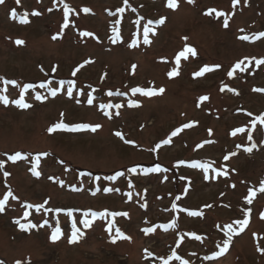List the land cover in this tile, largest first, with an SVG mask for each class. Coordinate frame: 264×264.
<instances>
[{"label": "rangeland", "instance_id": "rangeland-1", "mask_svg": "<svg viewBox=\"0 0 264 264\" xmlns=\"http://www.w3.org/2000/svg\"><path fill=\"white\" fill-rule=\"evenodd\" d=\"M64 3L75 9L66 29H62ZM84 7L91 11L84 13ZM121 7L124 12H117ZM208 8L225 12L229 27H223V17L206 15ZM13 9L16 19L11 17ZM34 11L40 15L33 16ZM25 12L27 24L19 20ZM161 17L166 18L165 23L149 25L154 32L149 33L150 43L144 44V26ZM113 27L119 28L121 36L115 43ZM82 31L94 35L82 37ZM261 31L264 0H241L234 8L231 0H178L175 9L167 6V0H20L19 4L5 0L0 5V77L15 80L17 85L0 80V89L7 88L4 94L10 101L8 105L0 102V160L4 161L0 199L9 190L17 199L9 197L0 213V264L18 260L21 264H163L160 258L167 259L173 249L189 264H264V253L258 251V246L264 248V219L260 218L264 192L256 191L250 205L245 199L248 189L258 190L264 181V125L259 121L252 124L264 113V92L253 91L264 89V65L256 66L253 61L244 72L237 70L234 76H227L244 57L264 58V37L251 39ZM243 35L250 39L241 40ZM17 39L25 43L17 45ZM134 39L137 46L131 47ZM185 45L194 47L197 55L181 58L179 75L170 78L167 73L176 66L175 57ZM85 60L93 62L73 76V70ZM133 64L137 66L134 73ZM214 64L221 67L201 77L193 75ZM69 81L75 84L69 85ZM41 83L46 87L41 88ZM25 84L34 85L24 93L32 107L21 109L11 101L19 98ZM223 85L239 94L227 89L221 92ZM69 86L73 88L71 98ZM133 87H163L165 91L146 97L133 94ZM50 88L60 91L52 97ZM37 93L47 99L36 100ZM202 95L209 100L200 102ZM130 101L138 106H131ZM109 103L122 107L100 108ZM192 121L196 122L193 127L152 151L175 128ZM60 122L99 123L102 127L96 132L47 131ZM238 127L245 131L233 136ZM117 131L135 143H125L115 135ZM253 144L251 152L245 150ZM16 152L24 159L9 160ZM40 153L47 155L40 156L37 171L41 175L36 177L30 169ZM229 153L235 155L224 160ZM179 160L186 163L180 165ZM197 161L211 168L205 173L191 167ZM157 164L166 171H143ZM133 167L137 169L134 173L129 171ZM217 169L228 175L218 176ZM106 188L114 191L106 192ZM28 204H44V208H28ZM206 204L212 207L205 208ZM58 208L64 211H55ZM248 208L252 209L249 225L239 234L228 233L226 225L243 219ZM68 209L73 210L72 216ZM105 210L128 215L91 216V212ZM185 210H202L204 215L190 216ZM85 218L92 221L88 228L81 223ZM74 219L83 235L69 243ZM17 220L37 227L21 230ZM110 220L114 222L112 233L108 232ZM173 220L175 228L160 227ZM56 226L62 235L52 241ZM149 227L155 230L145 233ZM116 228L130 239L113 242ZM229 235L228 251L214 257ZM180 236L184 239L177 247ZM169 264L181 261L173 259Z\"/></svg>", "mask_w": 264, "mask_h": 264}, {"label": "snow or ice", "instance_id": "snow-or-ice-1", "mask_svg": "<svg viewBox=\"0 0 264 264\" xmlns=\"http://www.w3.org/2000/svg\"><path fill=\"white\" fill-rule=\"evenodd\" d=\"M15 2L17 4H19L20 0H15ZM188 2L189 3H193L194 0H188ZM240 2H241V0H231L232 7L233 8L236 7V5H238ZM4 3H5V0H0V5H2ZM125 3H127V0H125ZM167 6L169 8H171V9L177 8L178 7V0H167ZM124 10L125 9L123 7L116 9V11L120 12V13L124 12ZM49 11H51V9H49ZM74 11H75V9L70 7L69 4H67V3L63 4V24H62V29H66V28L69 27V25H70L69 14L73 13ZM82 11L84 13H89L91 11V9L88 8V7H84L82 9ZM213 13H215L216 17H218V18L219 17H223L224 18L223 19V27H225V28L229 27V17L227 16V14L225 12L218 11L216 8H208L207 12L205 14L211 16ZM110 14L111 15H115V13H110ZM32 15L33 16H39L40 13L37 12V11H34V12H32ZM11 17H12V19H16L17 18V12H16L15 9H13L11 11ZM27 17H28V13L27 12H25L23 15H20V17H19L20 22L24 23V24H27L29 22ZM165 20H166L165 17H161L159 20H156L154 22L151 21V20L148 21L147 25H145L144 28H143V42H144V44H149L150 43L149 33L150 32H154V29L149 27V25H151L153 23L162 25V24L165 23ZM136 23L139 24L140 21L137 20ZM115 24L119 25L120 24V20H116ZM241 31H243V30H241ZM112 32H113V35H112L111 39H112V42L115 43L116 41L121 39L120 30H119L118 27H113L112 28ZM57 35H59V33ZM80 35L82 37H92L94 35V33L90 32V31H82V32H80ZM261 37H264V31L255 33L251 37V39L255 40V39H259ZM52 39H54V40L57 39V36H53ZM184 39L187 40V37H185ZM240 39L246 41V40H249L250 37L248 35H243V36L240 37ZM15 43L17 45H23L25 43V41L22 40V39H17L15 41ZM137 43H138V41L134 39V40H132V43H131L130 46L131 47H136ZM189 54H191V56H193V57L196 56L197 55L196 49L194 47L190 46V45H185L183 50L180 51L179 53H177V55L175 57L176 66L173 67L167 73L168 77L171 78V77H176V76L179 75V65H180L181 58H184L186 60L188 58ZM253 61L255 62L256 66L264 65V58L257 59L256 57H252V58L244 57L243 59H240V60L236 61V63L232 66L231 70L227 72V76L228 77L234 76V74L237 72V70H239L240 72H244L248 68V65L251 64ZM92 62L93 61H91V60H85L83 62V64L79 65L76 69L73 70L72 75L75 76L76 73L78 71H80L81 68H83L85 65H87L89 63H92ZM136 67L137 66L135 64L132 65L133 73L135 72ZM220 67H221L220 64H214L212 66L205 65L202 68H200L199 71H196L193 75L196 76V77H201L205 73L211 72L214 69H219ZM52 71H56V68H53ZM0 80H2L5 85H14V86L17 85V81H15V80H7V79H4L3 77H0ZM61 83L63 84V81H61ZM68 83H69V85H74L75 81H69ZM33 87H34V85H32V84H25L23 86V89L20 92L19 98L15 99V100H12L11 103L17 105L21 109H28V108L32 107L31 104H29V103H27L25 101L24 93L28 89H31ZM40 87L41 88H45L46 85L44 83H41ZM225 89H227L229 92H234L237 95L239 94L236 89L229 88L227 85L221 86L220 91L224 92ZM6 91H7V88L0 89V102H2L4 105H8L10 103L8 96L4 94ZM58 91H60V89H57V88H50L49 89L50 95L52 97H55L57 95ZM164 91H165V89L163 87H161L159 89H156L154 87H148V88L133 87L131 89V92L133 94L140 93L141 95L146 96V97H153V96H156L158 94L164 93ZM253 91H255V92H264V89H262V88H254ZM117 94L123 95V93H117ZM67 95L70 98L73 97V88L71 86H69L68 89H67ZM108 95L111 96V95H113V93L111 91H109ZM35 99L40 101V100L47 99V97L41 95L40 93H37L36 96H35ZM199 100H200V102L207 101V100H209V96L202 95V96L199 97ZM77 102H79V101H77ZM87 103L89 105H91L93 103V97L91 95L88 96ZM129 103H130L131 106H138L137 102H135V101H130ZM120 107H122V105H120V104L112 105V104L109 103V104H101L100 105V108H102V109H111V108H117L118 109ZM105 114L108 115V116H111V113H109V112H106ZM61 115H63V113H61ZM117 115H119V113H117ZM248 115L252 116V113H248ZM257 121H259L260 124L264 125V113H262L259 116L255 117V119L252 121L253 126H255ZM195 124H196V122L192 121V122H189V123H185V124L181 125L180 127L175 128V130H173L171 132V134L168 136V138L163 139L159 143H157L155 145V147L152 149V151H156V150L160 149L162 145H169L172 142V138L173 137H176L184 129H188V128L193 127ZM101 127H102V125L99 124V123H96V124L80 123V124L69 125V124H66L64 122H60V123L53 124L51 127H49L47 129V131L49 133L56 132L57 130H67V131L77 132V131H81V130L90 129L92 132H96ZM244 131H245V128L238 127L236 129H234L231 134L233 136H235L237 133H242ZM208 132H209V135L212 134V130L211 129H209ZM115 135L117 137H119L121 140H125V138H124V136H123V134L121 132L117 131V132H115ZM248 139L249 140L252 139L251 132H249V134H248ZM210 142L211 141H204L205 144L210 143ZM125 143L134 144L135 141H133V140H125ZM197 147H201V145H197ZM253 147H255V144H253L251 147L246 148L245 150L248 151V152H251ZM41 155H47V153H40L39 155H37V157L35 159V162H34L33 166L30 169L32 174L34 176H36V177H39L41 175V173L39 171H37V167L39 166L40 156ZM233 155H235V153H229L228 155H226L224 157V160H228L229 156H233ZM8 159L13 161V162H15V161L24 159V157L22 156L21 152H16L14 155L8 156ZM177 163L180 164V165H183V164L186 163V161L179 160V161H177ZM3 167H4V161L0 160V169H2ZM191 167H193V168H201V169L204 170L205 173H207L209 171V169L211 168V165L207 164V163H200V162L197 161V162H192L191 163ZM129 171L134 173V172L137 171V169L135 167H133V168L129 169ZM143 171L144 172L159 173V172H162V171H166V169H162L161 165L157 164L155 167L143 169ZM216 174L218 176L219 175L227 176L228 172L227 171L221 172L219 169H217L216 170ZM4 175L8 176L9 173L5 172ZM116 175L120 176V175H122V173L117 172ZM204 178L208 179L209 177L207 175H205ZM50 179H51V177H50ZM109 179H115V177H109ZM165 179H167V177H165ZM232 187L235 188V185L233 184ZM103 190L106 191V192L107 191H114V189H107V188L103 189ZM256 191L264 192V181H262L260 183V187H259L258 190H253L251 188L248 189V196H246L245 199H246V201H247V203L249 205L252 204V202H253L252 198L255 197ZM222 195H223V193H222ZM9 197H12V199H17V197L13 196V193L9 190L7 192V194L3 197V199H0V213L5 211V205L8 202ZM176 199L179 200L180 197H176ZM47 203H48V201L45 200L44 204H47ZM44 204H37V205L28 204L26 207H28V208L35 207L37 210H39L41 208H44ZM141 207H146V204H142ZM172 207H173V209H176L177 205L174 203L172 205ZM204 207L205 208H211L212 205L211 204H206V205H204ZM47 211H52V209H47ZM55 211L60 212V211H64V210L58 208V209H55ZM185 211H188V210H185ZM251 211H252L251 208L246 209L245 212H244V218L243 219L235 220L233 223H230V224L226 225L227 232L230 233V234H239V233L243 232L245 230V228L249 225V222H250L249 217H250ZM72 213H73L72 209H68L67 210L68 216H72ZM188 214L190 216H194V217H200V216L204 215L202 210H199V211H188ZM28 215L29 214L27 212L24 213V217L25 218H27ZM87 215H88V213L85 214V216H87ZM127 215H128V213H120V212H111V213H109L107 210H105L102 213L91 212V216L93 218H95L97 216H101V217H108V216L116 217V216H127ZM260 218L264 219V211L260 212ZM16 223L19 225L21 230H27V229H32V228H36L37 227L36 224H33L31 222H29V223H21L19 220H17ZM44 223L47 224V221H45ZM81 223L83 224V226L85 228H88V227L91 226L92 221L87 219V218H85V219H83L81 221ZM233 224L237 225L238 228L237 227H233ZM176 226H177V224H176L175 220H173L171 223L160 225V227L163 228L164 230H168L170 228H175ZM113 227H114V222L110 220L109 223H108V232L109 233H112ZM154 230H155L154 228L149 227V228L144 229L143 231L145 233H151ZM61 235H62L61 228L59 226H56L52 230L50 239L52 241H57L58 239H60ZM81 235H83V233H81L80 229L77 227L76 221L74 219L73 222H72V232H71V236L69 238V243H74V242L78 241ZM189 235L194 236L196 240H201L202 239L200 236L196 235L195 233H189ZM253 235H255V234H253ZM118 239H130V237L125 236L124 233L121 232L119 228H116L115 229V235L112 236V240H113V242H115ZM183 239H184V236H180L179 240H177V242H176L177 243V247H179V245H180L181 241H183ZM231 239H232V237H231V235H229L227 239L223 240V246L219 247V251L214 253V257L221 256V255H223L224 253H226L228 251L229 245L231 243ZM258 251L261 252V253H264V248L258 246ZM147 255L151 256L152 253L148 252ZM160 259L162 260L163 264H169V261L173 260V259L180 260L181 264H189V262L187 260H183L179 255H177V252H176L175 249L172 250L171 255L167 259H164L163 257H161ZM206 259H211V257H206ZM16 264H21V261H19V260L16 261Z\"/></svg>", "mask_w": 264, "mask_h": 264}]
</instances>
